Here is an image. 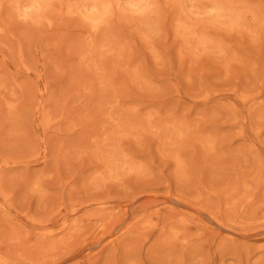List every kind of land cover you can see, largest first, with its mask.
I'll use <instances>...</instances> for the list:
<instances>
[{
  "label": "rangeland",
  "instance_id": "obj_1",
  "mask_svg": "<svg viewBox=\"0 0 264 264\" xmlns=\"http://www.w3.org/2000/svg\"><path fill=\"white\" fill-rule=\"evenodd\" d=\"M0 264H264V0H0Z\"/></svg>",
  "mask_w": 264,
  "mask_h": 264
}]
</instances>
